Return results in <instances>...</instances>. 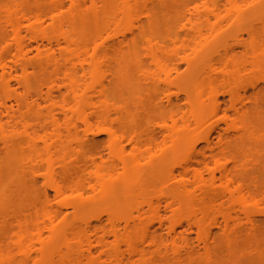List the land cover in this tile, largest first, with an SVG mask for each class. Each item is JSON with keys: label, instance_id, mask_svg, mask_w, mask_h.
I'll use <instances>...</instances> for the list:
<instances>
[{"label": "bare ground", "instance_id": "6f19581e", "mask_svg": "<svg viewBox=\"0 0 264 264\" xmlns=\"http://www.w3.org/2000/svg\"><path fill=\"white\" fill-rule=\"evenodd\" d=\"M66 1L23 0L0 16V181L9 180L0 191V264H185L201 258L187 235L194 230L205 241L202 259L208 262L216 244L232 247L238 235H255L264 185L250 188L239 181V173L249 164H242L235 154L228 156L233 144L249 133L241 96L230 86L246 71L244 62L236 60L241 54L238 48L249 58L251 70L264 68V39L255 38L248 26L249 42L236 36L223 53L218 45L222 33L209 35L210 39L196 28L192 31L200 36L186 32L181 39L175 30L178 24L214 14L218 0ZM169 15L173 26L164 35L158 22ZM102 17L106 20L99 27L104 23L107 27L100 31L113 24L121 32L132 18L138 19V25L128 27L133 30L131 38L123 29L121 39L107 36L98 44L99 36L93 34L97 27L92 31L91 26ZM187 49L193 53L188 55ZM230 58L238 70L230 76H236L234 81L224 87L240 121L232 126L233 139L220 136L213 147L207 133L196 138L221 113V102L212 90L216 83L225 84L223 76L200 66L219 60L227 67ZM178 60L185 63L186 73L199 69L204 70L202 76L196 73L197 80L186 81L175 64ZM134 68L150 81L147 88L155 94L154 109L162 119L158 130L119 132L111 123L114 113L121 114L117 99L125 91L137 94L141 86L131 76ZM97 77V83L87 84ZM174 90L184 95L190 113L182 112L183 99ZM77 123L87 133L108 137L110 160L96 148L98 152H88V140L83 142ZM252 135L259 137L257 129ZM200 142L205 146L200 148ZM258 159L264 162L262 156ZM28 185L43 204L53 192L59 208H42L32 219L21 216L22 208L10 211L5 204L12 188L24 190ZM69 210L72 214L59 222ZM74 216L78 221H72ZM155 224L161 232L166 228V234L156 231ZM211 227L221 232L220 240L213 239ZM8 241L14 253L7 250ZM252 251L264 255V250Z\"/></svg>", "mask_w": 264, "mask_h": 264}, {"label": "rangeland", "instance_id": "374dc122", "mask_svg": "<svg viewBox=\"0 0 264 264\" xmlns=\"http://www.w3.org/2000/svg\"><path fill=\"white\" fill-rule=\"evenodd\" d=\"M218 1H219V7H218V10H216L214 12V14L211 13V15H206L203 18L191 20V22H187V20H184V19H183L182 23L178 22L180 24H178L176 22L178 24V26L175 28V30H176V32H178L181 35V39H185V37H184L185 35L183 36L184 33L187 32L191 35V33L195 32L194 29L196 30V28L201 30V32L204 33L203 35H205L206 38H210V39L213 36L209 37V35L218 34V33L220 35L222 33V35H220V37H223V38L219 37V41H220V39H221V41L218 42L219 43L218 44L219 50L221 53L224 52V49L226 47L233 45V43H234L233 40L235 39L236 36H241L244 41L249 42L250 39H249V36L247 34V31L249 28L248 26H251V28L253 27L254 32L256 33L255 38L257 37L258 39H261V40L264 39V0H231V3L228 0H218ZM20 2H23V0H0V16L2 15V12L6 10L7 7H14L15 5L19 4ZM201 2L204 3V0H202ZM208 6H210L211 9H213L210 4H208ZM137 15H138V13H137ZM137 15L134 17H137L139 20L144 19L143 17L139 18V16H141V15H139V16H137ZM169 17H170V15L168 17H165L162 19L160 18V20L158 22L161 34L165 35L166 32L168 30H170L173 26L169 22V19L172 18V16L170 18ZM137 18H132L133 20L131 19V22H129V23L133 24L134 27L135 26L137 27V25H138L137 24V22H138ZM240 18H243L244 20L241 21ZM100 19L101 20H99V21L96 20V21H98V23L95 21L94 22L95 24L92 23L94 25L91 26L92 27L91 30L92 29L95 30L97 27V29L95 31L94 30H92V31H94L93 34L96 33L97 36H99L98 38H96L97 39L96 42L98 44H99V42H102V39L104 40V38H106L107 36L108 37L111 36L110 40H111V38H112V40L113 39L116 40V38L121 39V36L123 35V33H122L123 29L126 30L124 32L125 36L127 35V37L131 38L132 32L130 33V31H133V30H131L133 27V26H131V24L128 23L130 26L125 24V27H127V28L126 29L121 28V30H120L121 32H118V31H115L116 29H114V26H112L113 24L111 25L108 23L109 29L108 30L105 29V31L104 30L100 31L105 26L107 27V23H104L106 25L105 26L103 25L104 26L103 28L99 27L100 24H102L106 20L105 18L103 19V17ZM96 23L98 24V26ZM110 25L112 26L111 28H110ZM93 26H95V28H93ZM115 27H117V26H115ZM128 27H131V29L130 28L128 29ZM98 28H100V30ZM116 33H118V35ZM119 33H121V34H119ZM96 34H94V36ZM196 34H198V32L194 33V37L195 36L198 37ZM114 35H116V38L113 37ZM203 35H201V36H203ZM181 39L179 40V43L183 44ZM188 40H190V39H188ZM188 40H186V41H188ZM192 40H194V39H192ZM195 40L199 41V38L195 39ZM201 40H203V39H200V41L197 43L199 44L201 42ZM185 42H184V44H185ZM202 42L200 44H202ZM179 45H178V47H179ZM197 45H196L197 48L195 47V50L198 49ZM218 45H216V47H218ZM187 46H189V45H187ZM192 46H193V44L191 45V48H192V50H194ZM169 47L173 48L172 45H170ZM188 49H189V47H188ZM188 49L186 51L188 52V55H189L190 49L189 50ZM140 50H141V48H140ZM192 50H190V51H192ZM238 50L240 51L238 53H241V54L244 53V52H242L241 48H238L237 51ZM182 51L184 52L185 50L181 49V52ZM192 53H190V54H192ZM241 54H239L240 56L237 59H236V57H237V55H236L235 59L240 60V61L242 60L244 62L243 71L245 69H246V71L243 73L241 72L242 75L237 77L235 79V81L233 79L236 76H233V78H231L230 76L235 74L238 69L235 70V68H234L235 65L233 63L235 60L233 61V63L230 62V61H232V58H230L231 60H229V62L231 64L230 63L227 64V67L225 66L224 63H223L224 66L222 65V63L220 64L218 62L219 60L213 61V62L210 61L209 64H208V61H205L204 65H201V64H203V61H202V63L197 65V66L201 65L200 69L204 68L205 72L216 73V75L218 74L219 76H223L222 78H220V77L219 78L222 79V81H224L225 85L221 86L222 85L221 82L216 81L219 83H216L215 86H213L214 89L212 91L217 95L216 97L220 100L222 110H221V113L217 117L213 118L212 120H210L206 124L205 128L201 132L198 131L196 139L202 137L203 134H205V133H207L209 135L210 140L212 141L213 144L214 143L217 144L218 138L220 136H222L224 138V137H227L226 135H228V137L233 139L234 133L232 130V126L234 125V123H238L240 121V117L237 114V112L231 108L232 106H231V103L229 100V95L226 92V91H228V89L224 87V86H226V84L229 86L230 85L229 81L233 80L234 85L230 86V88L232 87V88L236 89L241 96V102L243 103V106H244L243 109H245V114L247 115V120L249 123V125H248L249 133H248V135H246L245 138H243L241 140L237 139L239 141L236 140L237 142L233 144L235 147L236 146H244V147L241 149H239V148L236 149L235 147L232 148L231 153H229L228 156L233 157L235 154L239 157L240 162L242 164H246V163L249 164V165H247V167L242 172L239 173L238 179L241 182L242 181L246 182L250 186V188H254V186L257 184H263L264 185V170H263L264 162L262 164H260L259 163L260 159L257 160V158L259 156L260 157L262 156V159L264 161V151H263L264 150V101L261 100L262 97L264 98V68L260 69V70H255V71L251 70L249 65H248L249 64L248 63L249 58L248 57L246 58L243 54L242 55ZM184 55H186V54H184ZM242 61H241V65L243 64ZM180 62L181 61H179V60L175 61V64H179L178 66L181 67L180 72L183 74L184 73L186 74L184 78L186 81H189L190 83L194 82L193 80H197L198 79L197 77L199 76V74L200 73L202 74V71H204V70H201V72H198V71H200L199 69L197 71L193 69V71H192L193 73H191L190 71H189L190 73L189 72L186 73L187 67H186L185 63L183 64V62L182 63H180ZM144 63L147 67L152 69L149 62L144 60ZM238 67H239V70L241 71V68L239 65H238ZM104 70H105V68H104ZM130 71H132V74L130 73L131 76L133 75V78L136 77L138 83L140 82L141 86L138 89L137 94H134V93L132 94L130 91H128V92L125 91V92H123V95L119 99H117V102H118L117 107L121 108L120 109L121 114L116 115L114 113L112 116L111 123L116 129L119 130V132L146 131L148 129L152 130L153 128L158 130V126H160L162 124V122H161L162 119L161 120L159 119L158 114H157V112H155V109H154L153 99L155 98V94L153 92H151L150 90H148V88H147L149 86L150 81L143 79L144 74H142V73H144V72H142V70L134 68L133 70H130ZM128 73H129V71L127 72V74ZM196 73H199V74H196ZM203 74H204V72H203ZM195 75H196V78H195ZM239 75H240V73H239ZM191 76H192V78H191ZM215 76H213V77H215ZM224 76L225 77L228 76V77H230V79H227V78L224 79ZM205 77H203V79H205ZM187 78H190L192 81L190 79L187 80ZM219 78L217 77V80ZM99 80H100V78L97 77V78H94L93 80H88L87 84H91V83L95 84ZM103 82H105V84H106V81H103ZM93 84H91V85H93ZM14 86H15V84H14ZM173 92L176 93V90H174ZM176 94L179 96L180 99H183V100H181L182 102H180L181 103L180 105L183 106L182 108L183 109L185 108L182 112L190 113L189 108L187 106H185L186 102L183 98L184 95H181L178 93H176ZM208 96H211V91H210ZM260 96H262V97H260ZM252 101L255 102L254 104H256L255 106L257 108H254V106H253V108L251 107ZM186 107H187V111H186ZM182 112H181V114L179 113L178 118L182 117ZM225 114L227 115V117H225ZM127 115H130V116H127ZM179 121L181 122V123H179V126L182 127V125H183L182 121L181 120H179ZM211 123H212V125H211ZM168 124H169V122H168ZM77 128H78V130H77L78 133L82 136L83 142H85V140H88V143H86L87 141L85 142L86 146H87L86 149L88 150V152H90V151L94 152L95 151V153H96V152H98L95 150V148H96L97 150L101 151L100 153H102V155H104L106 160H110L109 156H107L108 152L106 149L108 137L104 133H99V134H94V135H92L91 133H87V132H85L84 126L80 123H77ZM254 129H257V132L259 133V137H257V138L252 135V132L254 131ZM53 140H56V139H53ZM50 142L51 141H49L48 144ZM215 144L213 145V147L216 146ZM204 146H205V144L203 142L199 143L200 148H202ZM90 153H88V155H90ZM92 156H90V157L92 158ZM95 158L97 161H99L98 157H95ZM254 160H256V162H254ZM39 174H41V172H37L35 174V177L37 178V180L39 182L38 188H42L43 179L39 176ZM217 177H219V174H217ZM2 182L3 183H1V181H0V191L3 190V188L6 186V184L9 183V180H7V181L2 180ZM12 190H14V192L11 194L10 200H9V202H7L5 204V206L9 207L10 211L16 210L18 208H22L23 211H22L21 216L23 218H28V219L34 218L35 215L37 213H39L40 210H42V208H44L46 210H50L51 208H53V209L59 208V207H57L58 202H57V200H55L54 194L51 191H50L49 202L47 204H43L42 201H40L37 198L36 194L34 193V189L31 188L29 185L24 190L23 189L17 190L15 187L12 188ZM93 203L95 204L96 202L92 201V204ZM144 209H147V207L145 206ZM118 211H115V212H118ZM144 211L146 212V210H144ZM257 211H259L260 213H259V215H257L259 222H258V227L256 229L255 235H253L252 237L249 236L248 234L240 235V236L238 235L237 236L238 238L235 240V244L232 247H230L232 244H230V246L229 245L217 246V244H216V246L211 247L212 258H211V261L207 260L208 262H204V259H202V257L204 258V255L202 256V252L204 251L203 246L205 244L204 243L205 241L203 239L199 240L200 238L198 239V236L196 234V230L193 229L194 230L193 232L188 231L187 235L189 236V238H191V241H192L191 244H192V246H194L196 249L199 250V253L201 254V258L198 259V257H196L195 259L191 260V262H188L185 264H205V263L206 264H264V255L258 254L257 251H252L255 249L256 250L257 249L264 250V203L259 206ZM149 213L150 212H146V214H149ZM71 214H72L71 210L67 211L66 213H64L59 218L58 221L60 222L62 220V218L64 217V215H71ZM151 214H153V212H151ZM116 215L119 216L120 214L116 213ZM78 217H80V216H78ZM146 217H148V216L146 215ZM72 218H73V220H72L73 222H76V220L78 221V218H76V216H74ZM103 218H105V215L103 216ZM118 218H120V217H117V219ZM122 223L123 222L120 221L119 224L123 225ZM95 224H98V223H95ZM105 224H107V222ZM6 227H8V225H6ZM154 229L158 232L160 231V233L163 232L162 233L163 235L166 234V232H167L166 228H163V230L161 232V230L158 228L157 224H155ZM185 229H187V228H185ZM212 229H213L212 231L215 232V236L213 239L217 238L220 240L221 239L220 238L221 232L218 231V229H216V228H212ZM189 233H191V234L189 235ZM1 236H2V232H0V237ZM91 239H93V238H91ZM110 240L112 241V239H110ZM168 245H169V247H171L169 242H168ZM198 246H199V248H198ZM249 247L252 248L250 250L251 252L248 251V252H250L249 254H244V251L246 252V250ZM7 250L10 251L11 253L13 251V253H14V245H13L12 241L7 242ZM153 264H161V263L158 261H155Z\"/></svg>", "mask_w": 264, "mask_h": 264}]
</instances>
